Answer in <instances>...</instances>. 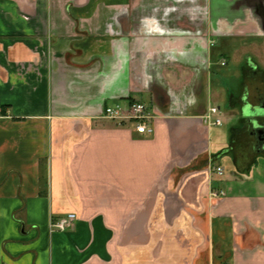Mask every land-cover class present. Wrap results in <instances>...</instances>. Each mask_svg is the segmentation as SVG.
Returning a JSON list of instances; mask_svg holds the SVG:
<instances>
[{
	"label": "crops",
	"instance_id": "obj_1",
	"mask_svg": "<svg viewBox=\"0 0 264 264\" xmlns=\"http://www.w3.org/2000/svg\"><path fill=\"white\" fill-rule=\"evenodd\" d=\"M263 104L264 0H0V264H264Z\"/></svg>",
	"mask_w": 264,
	"mask_h": 264
},
{
	"label": "built area",
	"instance_id": "obj_2",
	"mask_svg": "<svg viewBox=\"0 0 264 264\" xmlns=\"http://www.w3.org/2000/svg\"><path fill=\"white\" fill-rule=\"evenodd\" d=\"M226 62L223 61V64ZM219 111L218 107L210 108L209 112L204 116V121L209 125H220L222 120L214 115ZM105 117L114 120H121L124 118H129L135 124V128L138 132L142 134H148L152 132V119L153 116L148 108V106L140 101H135L130 103L127 107L121 105H111L107 106L103 112ZM218 174H223V168L220 166H215L211 169ZM215 198H221L225 195L223 190H215L212 192ZM76 218V213H70L66 219H61L53 223V227H58L64 229L67 227L69 221Z\"/></svg>",
	"mask_w": 264,
	"mask_h": 264
},
{
	"label": "rangeland",
	"instance_id": "obj_3",
	"mask_svg": "<svg viewBox=\"0 0 264 264\" xmlns=\"http://www.w3.org/2000/svg\"><path fill=\"white\" fill-rule=\"evenodd\" d=\"M216 61V60H215ZM234 61L232 60H229L228 61V63L229 64H232ZM225 67L224 66H221V63H218V64H214L213 65V69H212V71L214 72V74H213V76L215 77V79H216V76L218 75V74H220L221 75V69H224ZM214 77H213V79H214ZM219 77L221 78V76H218V79H219ZM145 99H147V98H145ZM226 108H225V106H223L222 105V110H221V114H220V116H221V118L223 119V121H224V126L223 127H225V128H228V126H229V122L226 120V114H225V112H226V110H225ZM226 121V122H225ZM228 124V125H227Z\"/></svg>",
	"mask_w": 264,
	"mask_h": 264
},
{
	"label": "water",
	"instance_id": "obj_4",
	"mask_svg": "<svg viewBox=\"0 0 264 264\" xmlns=\"http://www.w3.org/2000/svg\"><path fill=\"white\" fill-rule=\"evenodd\" d=\"M264 109V104L261 106ZM254 134L257 137L258 145L264 144V124H256L254 125Z\"/></svg>",
	"mask_w": 264,
	"mask_h": 264
},
{
	"label": "trees",
	"instance_id": "obj_5",
	"mask_svg": "<svg viewBox=\"0 0 264 264\" xmlns=\"http://www.w3.org/2000/svg\"><path fill=\"white\" fill-rule=\"evenodd\" d=\"M132 103V102H131Z\"/></svg>",
	"mask_w": 264,
	"mask_h": 264
}]
</instances>
